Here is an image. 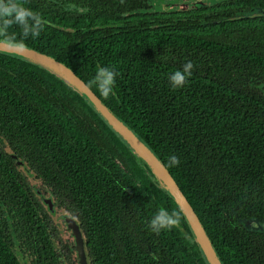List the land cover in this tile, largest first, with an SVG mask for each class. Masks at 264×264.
<instances>
[{
  "label": "trees",
  "instance_id": "16d2710c",
  "mask_svg": "<svg viewBox=\"0 0 264 264\" xmlns=\"http://www.w3.org/2000/svg\"><path fill=\"white\" fill-rule=\"evenodd\" d=\"M229 2L177 12L159 11L157 0H0V39L64 63L138 135L178 183L223 264H264V16H251L264 0ZM21 10L40 20L38 38L16 23ZM104 25L120 26L97 28ZM186 60L192 76L172 89L167 75ZM97 65L118 74L108 99L90 83ZM7 148L79 219L90 264H208L176 202L81 94L6 54L0 264H24L26 254L33 263L60 261L56 228ZM169 154L178 167L168 166ZM160 208L178 212L180 222L156 234L147 223Z\"/></svg>",
  "mask_w": 264,
  "mask_h": 264
},
{
  "label": "water",
  "instance_id": "95a60500",
  "mask_svg": "<svg viewBox=\"0 0 264 264\" xmlns=\"http://www.w3.org/2000/svg\"><path fill=\"white\" fill-rule=\"evenodd\" d=\"M214 1V0H213ZM212 0H190L184 2L173 1L172 5H168L170 10L177 12H183L187 10H196L204 8L207 5L213 4ZM217 1V0H216ZM264 16V9L259 13L254 14L253 17ZM51 26H55L49 23ZM120 25H104L97 28H114ZM64 31H74L73 28L64 26H57ZM0 54H6L18 58L27 60L35 65L43 67L50 73L56 75L63 80L72 89L77 91L81 96L99 113V115L107 122V124L113 129V131L133 150L135 155L141 159L151 170L161 187L171 196L176 202L180 210L182 211L189 228L191 229L193 236L203 252L208 264H223L211 238L204 228L200 218L196 214L194 208L188 201L185 194L180 189L178 183L173 178L167 167L161 161V159L138 137V135L125 124L101 99L94 93V91L64 63L59 62L55 58L48 56L42 52L26 46H13L4 39H0ZM8 153L15 159L18 166L25 173L35 188L37 198L44 206L45 210L53 217L58 228L64 227L62 220L65 219L66 231L72 235V238L76 242L75 257L78 264H90V258L88 255V242L83 232L80 221L73 217L72 214L64 212L60 217L57 214L55 208V200L53 194L50 192H44L39 188V183L36 181L37 175L22 159L9 148ZM255 227L256 224H253ZM183 230V229H182ZM183 232H186L183 230ZM23 263V260H22Z\"/></svg>",
  "mask_w": 264,
  "mask_h": 264
},
{
  "label": "clouds",
  "instance_id": "9594fccd",
  "mask_svg": "<svg viewBox=\"0 0 264 264\" xmlns=\"http://www.w3.org/2000/svg\"><path fill=\"white\" fill-rule=\"evenodd\" d=\"M29 20L33 21V23L29 24ZM15 21L21 26L25 37L30 36L32 39L39 37L41 29L40 20L33 16L30 11L21 10L16 15ZM6 42L17 47L23 46V41H17L14 37H8ZM193 68L192 61L186 60L183 62L180 68L171 71L167 75L169 86L172 89L183 88L192 76ZM117 75V72L112 67L97 65L90 83L101 97L108 99L115 94L114 89ZM167 164L169 167H178L180 160L175 154H169ZM179 222L180 214L178 212H169L168 209L160 208L151 216L147 226L153 233L160 234L162 231L174 229L178 226Z\"/></svg>",
  "mask_w": 264,
  "mask_h": 264
},
{
  "label": "flooded vegetation",
  "instance_id": "af4514ba",
  "mask_svg": "<svg viewBox=\"0 0 264 264\" xmlns=\"http://www.w3.org/2000/svg\"><path fill=\"white\" fill-rule=\"evenodd\" d=\"M173 1H176L177 3L178 2H184V1H190V0H157V5H156V7H157V9L159 10V11H162L163 9L164 10H169V11H172V10H170V7H167V3H168V5H172V3H173ZM213 1V0H212ZM228 1H230V2H233L234 0H214L212 3L213 4H211V5H207L206 7L207 8H210V7H214V6H216V5H218V4H224V3H226V2H228ZM229 2V3H230ZM257 8H261V7H257ZM200 9V8H199ZM262 9H264V8H261L260 9V11L262 10ZM187 11H190V10H187ZM259 11V12H260ZM183 12H186V11H183ZM259 12H256V13H259ZM79 13H81L80 11H79ZM256 13H254V14H256ZM253 14V15H254ZM253 15H251V16H253ZM231 19H235L236 17H230ZM20 168V167H19ZM30 181V180H29ZM36 181L39 183V188L41 189V187H42V183L40 182V181H38V179L36 178ZM30 184L32 185V183L30 182ZM32 188H34V186L32 185ZM42 191H44L43 189H41ZM35 197H36V194H35ZM55 208H56V210H57V214L59 215V217L64 213V212H68V213H70V214H72L73 215V217L74 218H76L77 220H79L77 217H76V215L73 213V212H71V211H69L65 206H62L61 204H59V202L55 199ZM47 212V211H46ZM47 222L49 223V225H50V227H51V225L53 224L54 226H55V228H56V232H53L52 233V229H47V231L46 232H48L49 233V237L51 238V239H53L52 238V236H51V234L50 233H52L55 237H56V243H55V249L57 250V252L59 253V257H60V261L58 262L59 264H78V262H77V259H76V257H75V252H76V242H75V240L72 238V235L71 234H69L67 231H66V223H65V219H63L62 220V225H63V227H64V232L65 233H62V228L60 229V228H58V226H57V224L55 223V221H54V219H53V217L47 212ZM253 224H256V223H253ZM253 224H252V226H253ZM254 227V226H253ZM257 227V224H256V226H255V228ZM72 252V256L74 257V259H73V262H69L68 261V259H67V253L68 252ZM19 252H17V257L19 256V254H18ZM74 254V255H73ZM23 258H25L24 260H23V263L24 264H38V262L37 263H33L31 260H30V258H29V256H27V254L25 255V257H23Z\"/></svg>",
  "mask_w": 264,
  "mask_h": 264
},
{
  "label": "rangeland",
  "instance_id": "374dc122",
  "mask_svg": "<svg viewBox=\"0 0 264 264\" xmlns=\"http://www.w3.org/2000/svg\"><path fill=\"white\" fill-rule=\"evenodd\" d=\"M70 9L75 10V8L73 6H71ZM76 10H78V8ZM78 12H79V10H78ZM263 229H264V227H263Z\"/></svg>",
  "mask_w": 264,
  "mask_h": 264
}]
</instances>
